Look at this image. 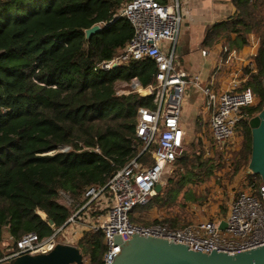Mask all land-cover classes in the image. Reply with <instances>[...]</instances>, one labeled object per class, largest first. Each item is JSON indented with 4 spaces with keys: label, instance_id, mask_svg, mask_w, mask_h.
Segmentation results:
<instances>
[{
    "label": "trees",
    "instance_id": "16d2710c",
    "mask_svg": "<svg viewBox=\"0 0 264 264\" xmlns=\"http://www.w3.org/2000/svg\"><path fill=\"white\" fill-rule=\"evenodd\" d=\"M126 2L0 0V259L24 235L44 239L65 225L73 210L60 200L61 190L79 202L87 189L104 186L144 149L136 135L138 111L154 108V97L120 95L118 84L137 80L149 87L156 64L147 58L109 71L100 68L134 35L130 22L119 16ZM233 5L234 16L212 26L204 44L215 45L231 34V48L240 50L256 34L259 49L245 73L258 102L243 109V142L230 156L214 143L208 157L202 138L187 145L175 164L191 166L197 176L214 167L229 168L230 179L245 171L253 145L249 121L264 108V0H233ZM96 24L103 29L87 40L86 30ZM155 149L140 160L151 165ZM255 179L263 183L259 175ZM183 188H164L136 208L131 221L187 226L181 217L148 216L151 210H185L198 202L200 196L191 191L181 197ZM79 248L93 264H104L103 233L86 232Z\"/></svg>",
    "mask_w": 264,
    "mask_h": 264
},
{
    "label": "built area",
    "instance_id": "2783aa9c",
    "mask_svg": "<svg viewBox=\"0 0 264 264\" xmlns=\"http://www.w3.org/2000/svg\"><path fill=\"white\" fill-rule=\"evenodd\" d=\"M119 16L130 22L134 35L118 54L100 65L101 70L109 71L147 58L158 69L154 83L146 87L152 90L155 107H142L138 111L136 135L144 142V149L104 186L87 189L79 202L61 190L60 200L73 210L70 219L44 239L36 233L24 235L17 241V248L0 259V264L26 254L52 251L62 243L59 238L64 229L73 222L84 224V219L88 220L87 232L104 235V264H112L116 251L134 237L180 243L205 254L235 255L264 247V184L259 185L255 176L250 175L230 202L224 218L178 228L162 222L140 225L131 221V213L150 203L157 195L156 186L164 187L167 175L184 154L187 141L181 116L189 86H196L205 96L206 108L210 112L211 138L218 145H226L234 139L246 117L243 109L254 105L257 98L253 90L242 85L239 79L232 80L227 90L218 91L211 85L203 86L199 76L176 68L174 52H167L164 45L175 44L179 37L183 20L179 0L166 3L160 0H127ZM132 87L136 91L145 89L137 80L133 81ZM152 146L156 149L152 153L153 163L148 166L140 157ZM222 221L227 225L224 230L220 229ZM84 264L93 263L84 256Z\"/></svg>",
    "mask_w": 264,
    "mask_h": 264
},
{
    "label": "crops",
    "instance_id": "0c3cea01",
    "mask_svg": "<svg viewBox=\"0 0 264 264\" xmlns=\"http://www.w3.org/2000/svg\"><path fill=\"white\" fill-rule=\"evenodd\" d=\"M160 1L166 3L169 0ZM179 1L183 17L179 37L175 44L164 45L167 52H174L176 68L199 76L203 86L211 85L218 91L227 90L234 79H239L242 85L248 86L249 77L245 73V68L252 66V59L259 49V38L256 34H251L248 45L240 50L231 48L230 41L234 38L231 34H226L215 45L204 44L207 32L212 26L234 16L236 9L233 0ZM181 125L186 133L187 145L196 136L201 137L207 134L211 138L210 112L206 108V99L202 91L194 85L187 88ZM204 144L206 145L205 142ZM174 167L183 173H186L187 168L191 169L185 174L186 183H189L190 188L197 186L204 194L215 193L219 197L217 198L219 201L212 209L213 213L205 220L223 218L224 193L231 194V202L248 176L244 171L230 179L227 167L222 170L214 167L204 171L202 176H197L191 166L183 167L180 164H174ZM230 202L226 206L227 211ZM193 205L191 204L192 207ZM152 212L153 210L149 211V215H152Z\"/></svg>",
    "mask_w": 264,
    "mask_h": 264
},
{
    "label": "water",
    "instance_id": "95a60500",
    "mask_svg": "<svg viewBox=\"0 0 264 264\" xmlns=\"http://www.w3.org/2000/svg\"><path fill=\"white\" fill-rule=\"evenodd\" d=\"M103 29L101 24H96L87 29L86 39ZM264 86V79H263ZM137 88L136 85H133ZM140 98L146 99L152 96V90L145 88L137 90ZM252 131V155L245 173L250 176L259 175L264 184V108L249 121ZM91 152H94L91 150ZM162 185H157V194L163 191ZM51 225L52 221L49 222ZM226 222L222 221L220 229L226 228ZM6 264H84V256L79 247L75 245L59 243L48 252L36 255H22ZM112 264H264V247L251 251L229 255L213 252L205 254L195 252L192 246L168 242L160 239L134 237L123 244L117 251Z\"/></svg>",
    "mask_w": 264,
    "mask_h": 264
},
{
    "label": "rangeland",
    "instance_id": "374dc122",
    "mask_svg": "<svg viewBox=\"0 0 264 264\" xmlns=\"http://www.w3.org/2000/svg\"><path fill=\"white\" fill-rule=\"evenodd\" d=\"M118 93L120 95H129L131 93H137V91L133 89L132 84L128 85L126 83H120V84H118ZM257 102H258V99H257L256 103ZM201 137L205 139V140H203V139L202 140H203V142L206 143V147H207L206 154L208 157H210L212 155V153H210V149L208 150V147L210 145L214 144L215 142H213L212 139L207 134L202 135ZM201 137H199V136L193 137L191 142L194 141L195 139H198V138L200 139ZM242 142H243V135H242L241 127H240V129H238L234 139L230 143H228L226 145H218V147H219V149L225 150V153H227L230 156L232 152H234L235 150H238L240 148ZM186 152H188L187 146H186L184 153H186ZM186 170H185L186 173H183V171H179L177 167H173V169L171 170V172L167 175V177L165 179L164 188H167V187L178 188V187L184 186L183 190H181V197H182V195H184L188 191H191V192L197 194V196H200L198 202L194 203L195 205L192 204L194 207H192L190 205V207L186 208L185 210H182L180 207H174V208H172V209L170 208L168 210L163 209L162 212H157L156 210H153L152 215L148 214V216L151 220H154L157 218L162 220L164 218L181 217L180 222L183 225H189V224L199 222V221H206L205 219L208 216H210L211 213H213L212 209H214L217 202L219 201V199H217L219 197L215 193L214 194H204L202 191H200V189L197 186H196V188L195 187L190 188L189 185H185V184H189V183H186V178H185L186 175L185 174L190 172L191 169L187 168ZM224 194L225 195L223 198H225V199L222 200V203L224 205L222 212L224 210H227L226 206L231 200V194L230 193H224ZM225 216H226V213L223 214V218ZM84 220H85L83 222L84 224H79L78 222H76V223L73 222L68 227H66L64 229V231L60 234L59 241L62 243H68L70 245H77L79 247L80 240L83 238L84 234L88 231L87 226H86L88 220H86V219H84Z\"/></svg>",
    "mask_w": 264,
    "mask_h": 264
}]
</instances>
